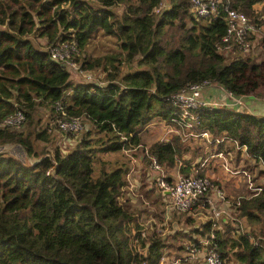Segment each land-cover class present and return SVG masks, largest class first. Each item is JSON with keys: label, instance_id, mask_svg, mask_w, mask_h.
Instances as JSON below:
<instances>
[{"label": "trees", "instance_id": "trees-1", "mask_svg": "<svg viewBox=\"0 0 264 264\" xmlns=\"http://www.w3.org/2000/svg\"><path fill=\"white\" fill-rule=\"evenodd\" d=\"M224 1L260 30L256 51L264 50V0ZM36 3L41 24L28 11L18 16ZM160 5L162 0H0V264H192L194 252L208 248L222 264H264V188L238 199L234 220L221 227L211 219L199 224L190 214L207 202L209 190L191 210H169V225L183 223L189 231L177 228L168 243L145 229L139 212L123 200L126 163L104 159L136 150L140 132L153 120L176 118L172 98L189 85L209 82L234 98L264 101V52L259 62L239 52L225 57L218 50L223 19L192 18L190 0H169L156 12ZM99 31L116 39L117 56L85 55ZM32 33L47 40L46 50L36 47ZM60 45L73 46L70 59L81 71L101 70L103 78L74 82L71 71L51 59L50 49ZM57 107L89 126L79 139L62 133L74 141L67 151L56 141ZM16 112L25 118L21 129L3 126ZM195 113L198 132L207 133L211 144L231 142L253 168L262 167L257 174L264 177V113L208 105ZM181 145L179 138L158 142L144 157L172 171ZM179 172L204 177L196 167ZM156 184L158 201L167 206ZM242 220L262 227L239 232L232 224ZM167 250L184 255L170 258Z\"/></svg>", "mask_w": 264, "mask_h": 264}, {"label": "built area", "instance_id": "built-area-1", "mask_svg": "<svg viewBox=\"0 0 264 264\" xmlns=\"http://www.w3.org/2000/svg\"><path fill=\"white\" fill-rule=\"evenodd\" d=\"M165 8L164 5H160L156 12ZM189 12L194 19L205 18L208 20H215L221 18L224 20L225 33L218 46V50L225 57H228L232 52H239L244 56H250L256 52L261 39L260 30L252 25L243 13L230 10L229 5L226 4L224 0H190ZM73 50V46L67 47L60 45L56 48H52L50 49L51 59L67 67L71 71V74L82 77L84 82H92L94 78L93 75L89 72L81 71L78 64L70 59V52ZM208 86L210 87L209 82L189 85L185 90L180 91L172 98V104L178 109L179 114L176 118L171 120L170 124L176 127L175 132L179 134L183 141L197 138L211 140L207 133L198 132L199 118L195 113L200 107L207 106L201 101V96L203 90L208 88ZM227 95L233 99L237 105H243L239 99L234 98L231 94ZM56 110L61 112L60 117L55 121L61 133L76 136L82 132L80 119L67 118L66 113L60 107H57ZM24 120V115L21 112H16L3 120V126L21 129ZM215 142H218V140H215ZM144 154H147V150L144 151ZM216 156L221 159L225 158L223 153H217ZM149 160L151 170L157 175L156 182L160 191L168 194V210L172 209L177 214L185 213L196 207L212 186L211 181L205 176L184 178L179 175L171 184L166 181L165 173L156 160L153 157H150ZM233 175H239V172L233 171ZM242 175L247 179L248 187L252 189L253 192L260 191L258 188L254 189L250 182L251 177L249 174L242 172ZM217 196L224 201L222 192H217ZM217 215L216 213V216ZM178 262L179 260L171 264H178ZM161 263H164L163 259ZM222 263L215 249L208 248L201 264Z\"/></svg>", "mask_w": 264, "mask_h": 264}, {"label": "rangeland", "instance_id": "rangeland-1", "mask_svg": "<svg viewBox=\"0 0 264 264\" xmlns=\"http://www.w3.org/2000/svg\"><path fill=\"white\" fill-rule=\"evenodd\" d=\"M87 1H89L91 3H94V0H87ZM162 5H164L165 7H168L169 6V0H162ZM40 6H41V4H37V3L34 4L32 9H29L28 7L25 6L24 9L18 11L19 12L18 16H20V14L22 12L28 11V12H30V14L33 17L37 18V20L39 21L38 24H41L40 17L37 15V12L40 11ZM64 6L62 5V7H64ZM10 7L12 9H15L18 6H14V5L11 4ZM117 12L121 13V9H117ZM51 13H52V11L50 12V14ZM28 37L33 40V42L36 45V47H38L41 50H46V48H47L46 47L47 40L45 38H36L35 37V33H32V34L28 35ZM261 37H262V35H261ZM119 52H120V50H119V47L117 45L116 39L114 37H111V36H103L101 31H99L90 40V42L87 44V47L85 48V55L87 54V55L91 56L92 58H99V57H103V56H117L119 54ZM263 52H264V50H257L256 53H254L253 55H250L249 57H254L256 62H259L264 57V55H263V57H261L262 56L261 54ZM125 70L126 69L123 67L121 69V73L125 72ZM91 74L94 77L92 79V82H99L100 78H103V73H102L101 70L93 71ZM72 80L74 82H83L84 81L82 77H80L79 75H76V74H72ZM204 90H203L202 96H201V101L202 102H204L208 106H214L216 108L222 106L221 104H219L217 102V100H206L204 95H203L204 92H205ZM224 93L228 94L226 92H224ZM258 100L260 101V99H258ZM263 103H264V101H263ZM242 104H243L242 106L238 104L239 105V106H237L238 108H236V107H227V106L226 107L229 108V109H232L234 111H240L241 110V111H247V112H252L254 107H255V105L253 103H252L251 107H250V105L247 106L244 103H242ZM259 113H264V107ZM81 125H83L82 126V132L79 133L76 136H72V138L76 137V139H79L89 129L88 124L81 123ZM155 127L156 128H154V127L153 128L158 131L157 134L159 133L161 135L164 132V134L166 133L164 136H166V137L169 136L166 127L164 128V125H162L161 127H159L158 125H155ZM143 129H144V127H143ZM154 131H152V129H149L147 132H145L143 134L141 133L142 135L140 134L139 145H141V148H147V146L150 145V143L153 140V136L156 135L154 133ZM67 139L68 138L66 136H63L62 133L56 132V141H58L57 143H58L59 147L61 148V150H63V151L70 150V148L72 147L71 146L72 145L71 142H74V141H71V140L69 141ZM230 144H231L230 142H225V145L227 147L231 146ZM193 145L194 146L192 148H190V149L194 150L195 144H193ZM225 150H227V149H225ZM230 152H232L233 155L236 157V154H237V150L236 149H232V150H230ZM133 154H134L133 151L129 152L127 150V151H124L122 153L105 155L104 159L105 160H110V161L118 160L119 162H125L128 169H131V168L134 169L132 163L137 161L138 158H137V155H133ZM135 154H136V152H135ZM216 154L217 153L213 154V156L218 158L216 156ZM211 157L212 156H210V158ZM206 160H208V158ZM222 167L228 168L229 165L225 161V163L222 162ZM230 171H231V169H230ZM236 172H239V176L240 177L242 176V172L243 171H236ZM137 173H138L137 169L134 170V172L132 173L131 178H130L131 185H130V187H128L126 189L125 197L128 199L129 204L131 205V209L137 210L139 212V214H140V217H139L140 224L145 229H147L149 231H152V232H156L157 234L163 236V238H165L166 242H168V243L171 242V239L169 237L172 236L173 232L177 228L180 229V230L188 232L189 228L186 227L183 223L177 224L175 222H172L173 223L172 227L169 225V222H171V217H170V213H169V210H168V206H169L168 205L169 204L168 200L167 201H163V202H166V204L168 206L161 205L160 202L157 201V199L155 200V197H154L155 195L151 194L150 190L148 191V189L150 187H152L150 185L151 183H148V185H145L144 187L140 188V185L143 184V183H141L142 177L138 176L136 178ZM247 174H249V176L251 177L250 182L252 183L254 189H257L258 187L264 188V177H259L258 176L257 169L254 170V171H250V173L247 172ZM147 180H148V178H147ZM208 180L211 181L210 178H208ZM149 182H151V181H149ZM211 183H212V181H211ZM128 186H129V183H128ZM132 187L137 188V190L133 189ZM214 187L215 186L212 183V186L209 189V192L212 191L214 189ZM217 192H220V191H217ZM249 194H251V193H249ZM223 198H224V194H223ZM219 200H220V202H216V203L217 204L219 203V207L220 206L223 207L225 202H222L221 199H219ZM155 201H156L157 204L155 203ZM217 204L212 202V204H209V205L212 206L213 208L210 207L209 210H206L205 212L204 211L203 212L200 211L197 214L194 211H192L190 214L194 216V213H195V217L197 218V221L199 222V224H204L205 222L209 221L210 219L214 220L216 222V224H217L218 221L221 222V218H222V216L220 215L219 209H217L218 208ZM211 208H212V211H211ZM216 213L218 214L217 216H216ZM196 226H198V224ZM261 227H262L261 223L258 222V220H255L252 223L247 222L246 220H242L240 222L237 221V222H234V226H233V228H235V229H240V230H238L239 232H250V231L257 232L259 230V228H261ZM175 244L176 245H181L178 242L175 243ZM195 253H196V256H199L200 254H202V259H203L204 255H205V252H202V251H196ZM167 254H171L170 258H175L177 256L179 257L181 255L182 256L184 255V254H181V253H179L177 251L176 252L175 251L171 252V251H168V250L166 251V255ZM170 258L166 257L165 262H169V260H171Z\"/></svg>", "mask_w": 264, "mask_h": 264}, {"label": "crops", "instance_id": "crops-1", "mask_svg": "<svg viewBox=\"0 0 264 264\" xmlns=\"http://www.w3.org/2000/svg\"><path fill=\"white\" fill-rule=\"evenodd\" d=\"M204 91L205 92L203 95L206 100H217L219 104H221L222 106H227V107L238 108L237 106H239L233 101V99H231L227 94L224 93V90H222L218 86L217 87L211 86L209 88H206ZM239 100L247 106L250 105V107L252 103L255 105L253 111L250 112V114H253L254 112L258 113L264 107V103L261 102V100L259 101L255 97H251V96L239 97ZM258 114H261V113H258ZM155 125H158L159 127L164 125V128L166 127L169 136L168 137L164 136L166 134V133L164 134V132L161 135L159 133L157 134L158 131L154 129L156 128ZM149 129H152V131L155 130L154 133L156 135L153 136V140L150 143V145L147 146V148H141V145H139V147H137L136 150L133 151V152H136L138 160L132 163L134 169L131 168V169H127L126 171L127 172L126 179H127V182L129 181L128 182L129 186L127 185V187L124 190V197H125L126 189L130 187L131 185V181H130L131 175L134 172V170L137 169L138 173H137L136 178L138 176H141L142 177L141 183H143L142 185H140V188L144 187L145 185H148V183H151L150 185L152 187H150L148 191L150 190L151 194L155 195L154 196L155 200L157 199L158 201V196H157L158 193H157V189H155V187L157 188V186H155L157 175L151 170L149 161L145 159L144 151L149 149L155 143L162 142V141L172 142L173 140L179 138L181 139V143H182L181 157L176 160V166L172 171L164 172L165 176L175 181L176 177L179 176L180 174L179 169L181 166L182 168L189 167L190 170L191 169L193 170V168L196 167V169H198V172L201 171L204 176L210 178V180L212 181L215 187L212 191H210L207 194V202L205 204H207L209 208L204 209L205 204L203 203L200 207L194 210V212L196 214L199 213L200 211L205 212L206 210H209L210 207H212L209 204H212V202L215 204H217L216 202H220L219 200L220 198L217 196V191H220L224 194V201L223 200L221 201L225 202V204L223 207L221 206L219 207V203L217 204V207H218L217 209H219L220 215L222 216L221 222L219 221L217 222V227H221L224 224H227L233 221L234 216L236 215L235 211H236V206H237V203H236L237 200L240 199L241 197H247L248 195H250L249 193L253 192L252 189L248 187L245 176L242 175L240 177L239 175H233V171H243L246 173L247 172L250 173V171H254L256 169L258 171L262 169V167L258 166L257 168H253L252 161H250L245 156L244 153L236 154V157H235L233 153L230 152V150H232V144H230L231 146H228V147L225 145V142H229V141L221 140V142L218 141V142H214L213 144H211L210 140L201 139V138L183 141L182 138L179 136V134L175 132L176 127L170 124V122L163 121L161 119H156L150 122L146 127H144V129H142L140 134L147 132ZM193 144H195L194 150L190 149L194 146ZM215 153H224L225 159L214 157L213 154ZM210 156L212 157L210 158ZM207 158L208 160H206ZM225 161L229 165L228 168L222 167V162L225 163ZM147 178L151 182H149ZM132 188L137 190V188H134V187ZM163 194L167 197L163 201L168 200L169 202L168 194L164 192ZM123 200L128 201L126 197L123 198ZM127 204L130 205L129 201L127 202ZM212 208H211V211H212ZM170 211H173V210L170 209ZM195 213H194V217H195ZM232 225L234 226V224ZM190 262L192 264H201L202 254H200L199 256H196V253L194 252L193 256L191 257Z\"/></svg>", "mask_w": 264, "mask_h": 264}]
</instances>
